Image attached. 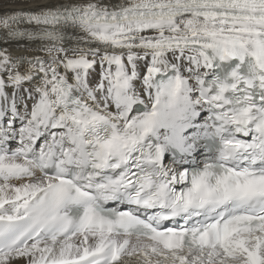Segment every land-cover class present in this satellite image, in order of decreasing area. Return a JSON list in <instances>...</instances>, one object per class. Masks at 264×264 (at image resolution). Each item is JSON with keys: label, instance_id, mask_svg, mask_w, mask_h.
<instances>
[{"label": "snow or ice", "instance_id": "obj_1", "mask_svg": "<svg viewBox=\"0 0 264 264\" xmlns=\"http://www.w3.org/2000/svg\"><path fill=\"white\" fill-rule=\"evenodd\" d=\"M7 2L0 264H264V0Z\"/></svg>", "mask_w": 264, "mask_h": 264}, {"label": "bare ground", "instance_id": "obj_2", "mask_svg": "<svg viewBox=\"0 0 264 264\" xmlns=\"http://www.w3.org/2000/svg\"><path fill=\"white\" fill-rule=\"evenodd\" d=\"M41 2H46V0H41ZM35 7H36L35 4H22V3L12 4V3L7 2V0H4L3 3H0V10H18L20 8H35ZM11 51H13L14 54H18V52H19L16 45L11 46ZM24 87H30V85L25 84ZM22 91H23V89H21V92ZM27 103H28L29 108H30L33 101L29 100V101H27ZM200 122L203 123V118H202V120H200ZM134 239L135 238H133V241H134ZM19 264H24V262L21 260V261H19ZM129 264H136V261L132 260L129 262Z\"/></svg>", "mask_w": 264, "mask_h": 264}, {"label": "rangeland", "instance_id": "obj_3", "mask_svg": "<svg viewBox=\"0 0 264 264\" xmlns=\"http://www.w3.org/2000/svg\"><path fill=\"white\" fill-rule=\"evenodd\" d=\"M16 145L14 144L13 147H15Z\"/></svg>", "mask_w": 264, "mask_h": 264}]
</instances>
